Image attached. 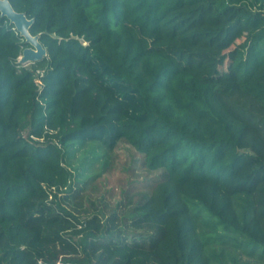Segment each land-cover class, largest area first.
I'll return each mask as SVG.
<instances>
[{"label":"trees","instance_id":"1","mask_svg":"<svg viewBox=\"0 0 264 264\" xmlns=\"http://www.w3.org/2000/svg\"><path fill=\"white\" fill-rule=\"evenodd\" d=\"M11 3L48 55L0 12V264H264V0ZM120 143L145 174L105 218L68 163Z\"/></svg>","mask_w":264,"mask_h":264},{"label":"rangeland","instance_id":"2","mask_svg":"<svg viewBox=\"0 0 264 264\" xmlns=\"http://www.w3.org/2000/svg\"><path fill=\"white\" fill-rule=\"evenodd\" d=\"M195 50H197L196 52H203V56H200L198 60L201 61L205 71H208L209 65L214 62V65H212L211 70L207 72V75L214 73L224 51L217 49L209 51H204L203 49ZM96 152H103V150L97 147ZM93 154L92 146L87 145L82 149H78V151H76V156L69 161L68 164L74 173H76L73 183L77 186V182H75L76 179H84L86 176L99 174L93 181L96 183V188L93 190L84 189L85 195L90 198V200L86 202L87 208L90 209V213L99 212L105 218H107L114 209H116L118 213L123 214L127 209L126 205H124L125 203L119 207L120 202L124 201L122 191L128 187L129 182L133 178L142 177L145 172L131 169L134 150L126 143H120L112 152L102 156L99 161L94 162L93 166L90 167L85 161L92 162L91 156ZM104 160L108 163L105 168L103 167ZM83 168H88L89 170H84ZM80 173L82 174L80 175ZM98 181L101 183L98 184ZM78 185L82 186L81 184ZM106 202L109 204L108 207L104 206ZM70 208L73 210L72 207ZM241 257L244 260H248L250 264H256L258 260L255 257H249L245 254H241Z\"/></svg>","mask_w":264,"mask_h":264},{"label":"water","instance_id":"3","mask_svg":"<svg viewBox=\"0 0 264 264\" xmlns=\"http://www.w3.org/2000/svg\"><path fill=\"white\" fill-rule=\"evenodd\" d=\"M0 12L2 16H6L15 28L25 38L30 46L24 48L23 53L19 57V62L23 65L42 60L48 55L47 48L40 40V35H34L31 32V26L34 18H29L25 12L17 11L11 0H0Z\"/></svg>","mask_w":264,"mask_h":264}]
</instances>
